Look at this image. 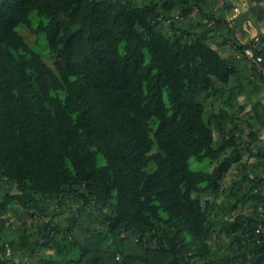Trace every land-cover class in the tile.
<instances>
[{"label":"trees","instance_id":"trees-1","mask_svg":"<svg viewBox=\"0 0 264 264\" xmlns=\"http://www.w3.org/2000/svg\"><path fill=\"white\" fill-rule=\"evenodd\" d=\"M212 1L0 0V264H264V50Z\"/></svg>","mask_w":264,"mask_h":264},{"label":"rangeland","instance_id":"rangeland-1","mask_svg":"<svg viewBox=\"0 0 264 264\" xmlns=\"http://www.w3.org/2000/svg\"><path fill=\"white\" fill-rule=\"evenodd\" d=\"M220 1H222V0H214V1H212L211 8H217L219 6L218 4H219ZM224 1H227V0H224ZM228 2H230L231 4H233V6H232V8H234L233 9V13H234L233 15L236 17L239 25L240 24L242 25L245 22L244 17L241 15L243 13L237 14V12L235 11V8H239L240 0H228ZM254 4H256V3H254ZM241 8L243 9L244 7L241 6ZM239 10H240V8H239ZM255 10H256L255 12H259V10H260V13H257L256 14L257 19H255L254 22H253V19H251L249 21L248 25L246 24V26L251 29V33H253V32H257L258 33V31H261L262 30L263 32H261L260 34H264V3H260V5H257V7H255ZM216 13H217V11H216ZM258 27H259V29H258ZM20 32L26 37L27 40H29L31 42H33L35 40V37L32 36L29 33L28 30L20 29ZM244 33H245V30L243 29V27H240L238 29L237 35L240 36V38H241L244 35ZM218 38H220V39H217V41L218 40H221V36H218ZM231 38L233 39V36ZM239 39H237L235 37V40L236 41H239ZM240 40L242 41V38ZM212 45H213V47H216L215 46V43H212L211 46ZM229 47L232 49V45H230ZM229 47L226 45L224 47V49L222 50L223 53H226L228 51ZM235 56H236V54H235ZM248 61L246 59L245 60H242V64L247 65V67L250 68L251 67V64ZM251 91L252 90H250V92ZM253 94H251V95H253ZM263 95H264V93L262 94V97H263ZM254 97H256V96H253L252 99H255ZM239 101H242V98H240ZM249 109H250V106L248 105L245 108V111H248ZM260 134H261L260 135V139L262 140V143L264 144V129L261 131ZM244 160H248L247 162H248V167L249 168H253L254 167V163L256 161L254 158L253 159H247V156H246ZM189 164H190V167H191L192 170H201V169H204V164H198L193 158L189 160ZM238 173L239 172L237 170H235V169H233L230 172V174L227 176V178L223 182L224 188L227 189L229 187L231 181L233 179H237L238 178ZM0 192H1V190H0ZM221 197H222V195H221ZM221 197H219L217 200L219 201ZM13 206H14L13 207L14 210L12 209V211H11V209H10V211L4 217V221L1 222L3 224L2 226L4 227L3 230H2V232H1V234H0V237H1L2 240H6V241L16 240L18 238V235H19L18 230L21 227L20 224H21V222L23 220L26 219L22 215V210L19 208V206L18 207H16V205H13ZM75 207L76 206H70V207L67 206V210L70 211V210L74 209ZM63 215L66 216L67 213H64ZM26 227L29 229L30 232H33L35 230V222H32L31 223V221L27 219ZM44 252L45 253L46 252L47 253H51L52 251L45 250Z\"/></svg>","mask_w":264,"mask_h":264},{"label":"crops","instance_id":"crops-1","mask_svg":"<svg viewBox=\"0 0 264 264\" xmlns=\"http://www.w3.org/2000/svg\"><path fill=\"white\" fill-rule=\"evenodd\" d=\"M228 1V0H227ZM219 6L217 7V8H214V10L215 11H217V13L215 14V16L217 17V18H224L225 19V21L227 20V18L228 17H231V16H234L233 14V9L234 8H232V6H233V4H231L230 2H224V0H222V1H220L219 2V4H218ZM256 5V4H255ZM255 5H252V6H250V4L248 3V1L247 0H240V5H239V8H240V10H239V8H235V11L237 12V14H241V13H243V14H241L243 17H244V19H245V24L243 23L242 25L240 24H238L239 25V28L240 27H243V29L245 30V33H244V35L241 37L242 38V41L243 42H246V41H249V40H251V39H253L254 37H258V36H260V35H264V34H260L261 32H263L262 30L261 31H258V33L257 32H253V33H251V29L250 28H248L247 26H246V24L248 25V23H249V21L251 20V19H253V22L255 21V19H257V16H256V14L257 13H260V10H259V12H255L256 10L254 9V7H255ZM241 6L242 7H244L243 9L241 8ZM254 6V7H253ZM247 7V8H246ZM236 21H237V19H236ZM238 28V29H239ZM248 28V29H247ZM238 29L236 30V32L234 33L235 34V36L234 37H236L237 39H239L240 38V36H238L237 35V33H238ZM258 29H259V27H258ZM259 34V35H258ZM240 38V39H241ZM239 39V40H240ZM219 42V41H218ZM231 43V42H230ZM230 43L228 42L227 43V46L229 47L230 46Z\"/></svg>","mask_w":264,"mask_h":264},{"label":"built area","instance_id":"built-area-1","mask_svg":"<svg viewBox=\"0 0 264 264\" xmlns=\"http://www.w3.org/2000/svg\"><path fill=\"white\" fill-rule=\"evenodd\" d=\"M236 17L235 16H231V17H228L226 22L228 24V27L230 28H233L236 24ZM241 44H243L244 42L243 41H239ZM264 50V40H261L260 37H254L252 40H251V45L249 46H246L244 49H243V52H244V56L247 57V59L249 61H251L252 64H254L256 67H259L261 68V64L263 62V58L261 55H257L255 54V50ZM264 72V71H263ZM235 217H233L231 220H234ZM264 227V226H262ZM262 231L264 232V228H261ZM9 254V252L7 253ZM116 259L119 261L120 257L117 256ZM251 264V263H250Z\"/></svg>","mask_w":264,"mask_h":264}]
</instances>
